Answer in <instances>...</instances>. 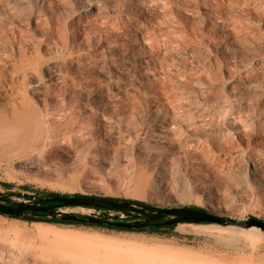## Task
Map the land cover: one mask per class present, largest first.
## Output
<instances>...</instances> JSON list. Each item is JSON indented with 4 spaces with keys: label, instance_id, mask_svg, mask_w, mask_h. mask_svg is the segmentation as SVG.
<instances>
[{
    "label": "rangeland",
    "instance_id": "obj_1",
    "mask_svg": "<svg viewBox=\"0 0 264 264\" xmlns=\"http://www.w3.org/2000/svg\"><path fill=\"white\" fill-rule=\"evenodd\" d=\"M0 54V72L18 67L14 80H24L32 113L18 111L10 120L9 106H0L3 194L112 197L264 221V182L254 181L246 164L249 157L264 158V138H257L264 132V0H0ZM126 96L137 98L123 109ZM62 103L71 107L74 128H121L126 140L134 136L127 129H154L151 144L165 150L158 159L173 170L167 190L158 184V164L123 152L86 153L76 138L80 133L35 140L39 113L46 105L56 112ZM171 119L174 128L186 131L185 139L204 144L205 154L194 148L185 156L161 139L166 133L156 123ZM67 135L76 139V147ZM217 150L221 161L214 164L210 158ZM186 167L206 173L207 186L198 188ZM61 209L83 216L100 213ZM38 228L214 258L255 253L254 263L264 264V231L257 228L183 223L165 230L168 234L121 232L7 215H0V230L6 232L0 231V264H77L78 251L42 241ZM230 234H255L256 243L240 237L236 246L242 250L235 251L227 241Z\"/></svg>",
    "mask_w": 264,
    "mask_h": 264
},
{
    "label": "bare ground",
    "instance_id": "obj_2",
    "mask_svg": "<svg viewBox=\"0 0 264 264\" xmlns=\"http://www.w3.org/2000/svg\"><path fill=\"white\" fill-rule=\"evenodd\" d=\"M123 39H125V37H123ZM3 57L4 56L0 54V64L2 63ZM5 71L7 70L5 69ZM16 74H19L18 67H16V70H14L13 72L11 71L10 73L0 72V106L2 108H7L6 106H9L7 110H9L10 112V120H15V117L19 116L17 113L18 111H22V112L28 113V115L29 114L32 115L31 108L26 101L28 99H26L27 96H26V87H25L24 80L22 82H19L20 80L18 79L19 81L15 82L14 77L19 76V75L17 76ZM23 77L25 76L22 75L21 78L23 79ZM71 83H72V80H71ZM127 87H132V85L129 84L128 86L127 84ZM88 89L90 90L94 89V83H91L88 86ZM124 95H127L126 91L124 92ZM136 98L137 96H130V97L126 96V98L122 100V103L124 105L123 109H126L125 108L126 105L131 106V102ZM85 107H87V103L85 104ZM2 110H0V115L4 113V111ZM43 110L44 111L39 113V121L41 123L36 124L39 122H37V120L35 119L36 120L35 126L36 125L37 126L35 127L34 131L32 130V132H35V136H33L36 138L35 140H39V141L41 140L43 142L44 140H49V139L55 140L56 138H58L60 135L64 133L65 134L66 133L72 134L74 132H77V134L80 133V135H78L80 137H76V138H78V140H82L81 151H85L86 153H90V152L112 153L113 155H118L123 152L127 155L131 154L132 156H134L136 159H139V160L152 161L153 166L157 164L159 165L160 179L158 180V184L160 185V188L166 191L167 188L169 187L168 182H169V179L173 177V170L170 166L164 164V161H161L160 159H158L159 157L164 155L165 150H163L160 147H155L154 145L151 144L152 137L155 134L154 132H156L154 129H150V130L145 129L144 132L142 128H140V130H135V131H133L132 128L127 129L129 131H132L134 136L133 137L128 136V139L126 140L125 139L126 135L123 133V130L121 128H118L117 130H115L112 126H107L106 128L105 127L100 128V127L95 126L96 128L90 130V129L83 128L82 125L81 126L77 125L74 128V125L70 123L69 121L70 119L72 121L71 117L73 115V112L69 104H63L62 108L56 112L55 110L50 108V106L48 105H46ZM0 122L5 123L3 120H1ZM9 124L10 126L12 125L11 122H9ZM156 125L161 127L160 129L162 130V132L166 133L161 137V139L171 141V145L174 147H178L181 150L183 155L187 156L186 154H188V152L192 151L194 148H201V154H205V150L203 146L204 144H200L199 140L195 141L194 139L193 140L189 138L185 139L186 134H187L186 131L183 132L180 128L179 129L174 128L176 125V122L173 119H171L169 123L161 122V123H156ZM140 131L143 133H140ZM141 135L143 136L142 138H141ZM259 135L260 137H257V136L256 137L259 138L260 140L261 138H264V132L259 133ZM67 136H68L67 141L73 143V145L76 147L77 145L76 139L72 140V138H70L69 135ZM87 140H88V143L86 142ZM84 144L85 146H83ZM219 153H220V150H217L216 154L212 155V157L210 158V161L212 163L216 164L218 163V161H221V157ZM246 164L251 166L252 179L254 181L264 182V158L260 159L258 157H249ZM186 171L194 173L191 177H193V179H195L196 182L200 183V185L197 186L198 188L201 185L207 186L206 173L201 172V171L194 172L195 169L193 167H186ZM209 191H210L209 193L212 192L211 190ZM224 209L228 210L226 205L224 206ZM5 230L7 231V229ZM248 230L254 231L253 228H250ZM235 232L237 231L235 230ZM235 232H232V233L235 234ZM1 234L4 235L6 234V232L2 231ZM65 234L66 233L63 234L62 232L60 233L52 229L45 230V229L40 228L38 230L37 237L41 239L42 241L50 242L60 247L68 246L69 248L74 249V251H78V254L80 255L78 258H76L77 264H255L254 260L257 258V257L255 258L254 256L255 253L249 256V258H245L242 256H236V255H232V256L225 255L219 258H214L213 256H207V255L202 256V255H197V254H193L190 252H186L183 250L175 249L171 246H162V245H154V244H146V243H135V242L113 240V239L112 240H109V239L94 240V239H90L87 237L84 238V237H78V236L76 237H73V236L71 237L69 235L66 236ZM239 236L240 237L244 236L243 238L246 241L250 242L252 245L256 243L255 234L254 235L252 234H249V235L241 234L240 235L239 234ZM237 237L234 235H231L230 237L227 238L228 243L234 247L233 249L235 251L242 250L241 247L236 246L237 243H239L240 239L242 238L238 237L239 238L238 239ZM22 248L23 247H20V249ZM246 261H249V262H246ZM256 264H259V263L257 262Z\"/></svg>",
    "mask_w": 264,
    "mask_h": 264
},
{
    "label": "water",
    "instance_id": "obj_3",
    "mask_svg": "<svg viewBox=\"0 0 264 264\" xmlns=\"http://www.w3.org/2000/svg\"><path fill=\"white\" fill-rule=\"evenodd\" d=\"M62 207L86 208L98 210L100 213L93 216L79 217L77 216L79 214L62 210ZM107 212L121 213L122 216H113ZM0 215L16 218L27 216L38 217L41 215L60 221L86 223L96 226L106 223L109 227L125 230L145 229L148 224H152L156 228L169 227L173 229L179 224L187 223L231 226L245 230L257 228L264 231V221L255 218L234 220L217 216L204 210H195L188 207L162 208L128 201H113L100 197L94 198L92 196H56L49 194L36 199L34 195L26 193L12 192L5 195L0 192ZM139 217L143 219L133 221L121 220L136 219Z\"/></svg>",
    "mask_w": 264,
    "mask_h": 264
},
{
    "label": "trees",
    "instance_id": "obj_4",
    "mask_svg": "<svg viewBox=\"0 0 264 264\" xmlns=\"http://www.w3.org/2000/svg\"><path fill=\"white\" fill-rule=\"evenodd\" d=\"M1 185L3 187H6V188L9 187V185H7V184H1ZM51 194L52 195H56V196H68V195H60V194H57V193H51ZM72 196H83V195L74 194ZM94 198H98V197H94ZM105 199L113 200V201H128V202H132V203L143 204L142 202L129 200V199H117V198H112V197H106ZM188 208L195 209V210H203V209H201L199 207H188ZM77 216L84 217V216H80V215H77ZM10 218H16V217H10ZM18 218L22 219L24 221H27V222H42V223L61 224V225L89 226V227H97V228H102V229H107V230H114V231H121V232H143V231H145V229H148L152 233H159L160 230H164L162 233L168 234L169 232L165 231V230L171 229L169 227L168 228L167 227H162V228L152 227V228H145V229H140V230H125V229H117V228H114V227H109L108 225H106V223H102L101 225L96 226V225H90V224H86V223L60 221L58 219H51V218H47V217L41 216V215H39L38 217H32V216L17 217L16 219H18ZM250 218H252V217H250ZM106 222H108V221H106Z\"/></svg>",
    "mask_w": 264,
    "mask_h": 264
},
{
    "label": "flooded vegetation",
    "instance_id": "obj_5",
    "mask_svg": "<svg viewBox=\"0 0 264 264\" xmlns=\"http://www.w3.org/2000/svg\"><path fill=\"white\" fill-rule=\"evenodd\" d=\"M41 197H43V196H41ZM41 197L37 196L36 199H39ZM4 204H9V203H4ZM45 205H46V203H45ZM137 219H141L142 220L143 218L142 217H139V218H136V219H129V220H123V219H121V220L122 221H133V220H137ZM152 227H153L152 224H148V226L146 228H152ZM159 228H162V227H159Z\"/></svg>",
    "mask_w": 264,
    "mask_h": 264
}]
</instances>
